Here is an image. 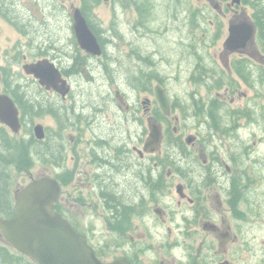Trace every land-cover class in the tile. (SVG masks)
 <instances>
[{
    "label": "flooded vegetation",
    "instance_id": "1",
    "mask_svg": "<svg viewBox=\"0 0 264 264\" xmlns=\"http://www.w3.org/2000/svg\"><path fill=\"white\" fill-rule=\"evenodd\" d=\"M65 2L60 9L59 0H40L39 4L34 0H0V20H8L17 29L16 33L31 43L29 54L51 57L54 48H48L43 27L50 26L48 20H64V16L59 17L62 10L72 18ZM107 2L114 10L119 4L132 11L136 19L129 22L133 34L146 37L148 23L156 20L151 19L152 0ZM173 2L183 4L175 6V16L159 20L163 25L158 30L150 27L164 36L163 39L174 32V79L179 87L175 102L167 92L164 79L145 69L156 63L157 50L152 57L150 47L133 43L131 48L137 57V67L146 73L143 81L155 83L148 89L151 98L145 96L141 101L148 124L150 120L157 121L163 132L162 126L175 114L178 125L174 160L162 162L170 169L168 177L173 176V182L168 185L162 175L152 177L144 165L134 170L131 166L134 162H126L124 153L118 151L117 140L109 143L95 129L91 130V138L87 137L85 132L90 128L86 124L97 116L92 113L91 103H87L82 108L80 231L106 264L116 259L126 260L128 264H264V0ZM73 5L83 8L82 0ZM32 20L40 21L36 25ZM112 27L95 25L102 53L94 58L106 73L118 63L110 48L116 41ZM40 36L44 38L38 41ZM27 46L20 41L13 54L24 51ZM4 52L0 48V60L7 57ZM6 71L0 62V91H7ZM30 83L37 81H20L15 85L23 90L14 96L20 107L22 128L25 120L44 102L29 86L24 90L23 85ZM157 85L167 92L171 106L168 114L162 112L156 99ZM26 102L31 106L28 111L23 110L28 106ZM116 137L114 134L112 141ZM102 146L107 152L105 156L99 152ZM131 149V154L137 153L142 160L153 153L145 151L144 144ZM130 169L141 184L150 186L153 193L149 199H154L139 194L136 188L126 201L110 188L118 185L117 175ZM172 188L174 207L158 201L162 192ZM97 197L104 209L100 210ZM154 200L157 205L150 208ZM59 208L79 226L63 204ZM93 210L102 219L100 224L90 214ZM97 233L106 239L113 233L111 244ZM0 247L19 253L1 229Z\"/></svg>",
    "mask_w": 264,
    "mask_h": 264
},
{
    "label": "rangeland",
    "instance_id": "2",
    "mask_svg": "<svg viewBox=\"0 0 264 264\" xmlns=\"http://www.w3.org/2000/svg\"><path fill=\"white\" fill-rule=\"evenodd\" d=\"M34 1L38 4L40 2V0ZM59 1L61 2V9L63 8V0ZM107 1L108 0H102L100 4L94 6L90 11V18L97 26L102 24L104 27L108 28L113 26L112 28L116 35V41L112 44L114 47L111 46L110 48L118 63L112 67L111 73H106L104 69L102 70L96 62L97 60L84 55V52L76 43L72 26L73 20L68 17L69 15L66 16L62 10L60 11L61 14L59 17L64 16V20L56 18L54 20H48L50 26L43 27L47 36L48 48L50 50L54 48V51L62 52V54L60 56L53 51L51 54L54 55L47 57H49L51 61L58 62L62 68L72 64L74 58H82L84 62L82 69L77 73L71 74L69 77L61 76L59 84L55 89L52 86H46L45 89L48 94L39 89V83H30L32 84L30 88H35L38 85V95L49 97L52 102L58 103L59 106L63 108L62 113L66 118L64 119V124L68 120L67 126H69L65 131L69 137L65 140L67 159L64 161V164L61 165L63 167H58L57 164L53 166V164L37 162L35 167L31 169L32 175L35 177L43 175L54 176L64 171L66 168L73 170V179L66 186L61 202L65 206L67 214L73 216L75 221L79 224V227H82V108L87 103H91L92 113H97V116L94 118L91 116V122L86 124V127L90 128L89 131L85 132L87 137L91 138V130L95 129L109 140V143H114L117 140L115 144L118 146V151L124 153L126 162H134V164L132 163L131 165L134 170H137L139 165H144L147 167L146 170H150L152 177H160L162 175L164 179L168 181V185H171V182H173V176L171 178L168 177L170 169L162 162H164V159L174 160V154L176 152L174 147L176 138L175 127L178 125L175 120V114H171L166 121L167 125L164 124L162 126L166 136L163 137L161 146L157 151L153 152L144 160L140 159L137 153L131 154V148L133 146L142 147L148 136L149 127L147 113H145L141 101L145 96L151 98V94L149 93L151 90L148 89L150 87L153 88L155 84L153 82L147 83L143 81V77L146 73L137 67V63H135L137 57L134 51L132 52L131 48L133 43L143 46L144 48L150 47L152 57H155L153 54L157 50L158 54L154 58L156 63L154 65L145 63L146 65L150 64L146 66L145 69H147L150 74L158 75L159 78L164 79L167 92L171 100L175 102L179 87L174 79L176 65V56L173 51L176 47V41L173 37L174 32H171L166 36V39H163L165 37L160 34L158 35L157 31L151 30V27L152 29L158 30V28L163 25L159 20L165 21L169 20L170 17H174L176 12L175 6L182 7L183 4L178 3L176 5L173 0H152L154 6L151 12V19L155 18L156 20L149 19L151 21L148 23V27L144 33L146 37L142 38L141 35L137 36L132 32L129 22L130 20H136L134 19L133 12L123 8L119 4L116 5V10H114V7ZM79 2V0H66L65 3L69 6L71 11L70 17H72L75 8L73 4L78 5ZM33 7L37 6L33 5ZM35 13L37 17H39V12L35 10ZM32 21L38 25L40 20ZM41 31L42 29L39 30L37 36L40 35ZM148 31L150 32L147 33ZM16 32L17 29H15L8 20H0V48L5 50L4 53H6L7 56L3 60H0V62L5 68H10V73L14 76L13 80L22 82L26 80L31 81V77H29L26 72L27 65L33 61L31 59H36L39 56L29 54L32 50L30 46L31 43L26 41L24 37L21 38ZM43 38L44 36L42 38L40 36L37 40L41 41ZM20 41H23L24 44L27 43L28 46L24 48V51L14 55V47ZM12 48L13 50L10 52ZM133 54H135V57H133ZM44 56L46 55L44 54ZM79 62H81V59ZM71 87L72 91L70 92ZM145 89L148 91H145ZM67 93L69 94L64 98L63 95ZM123 102L125 105H122ZM126 102L130 105V108H128ZM152 108L154 110L156 109L154 104ZM34 121L51 127V137L54 139L59 130V124L52 116L41 115V117H34L32 122ZM159 121L165 122L161 119H159ZM114 134H116L117 137L112 141ZM122 144H126V147ZM99 152L103 156L107 155L106 149L103 146ZM138 160L140 161L138 162ZM103 168L105 169V167ZM132 171L133 170L130 169L127 172L124 171L117 175L116 181L118 185L114 187L110 186V188H114L119 197L126 201L130 200L131 193L133 189L136 188H138L137 191L139 194L142 193L149 199V194L153 193L152 189L150 186H145L143 183L141 184L139 179L134 177ZM22 176L24 177H17V179L20 177V180L16 179V184L18 186L30 180L27 175ZM107 182L109 181H106V183ZM157 193L158 192H156V194ZM174 198L175 193L173 188L166 189L165 192H162L158 201L174 207ZM151 199L154 198L152 197ZM97 200L100 203V210L104 209L98 197ZM155 201L156 200L150 203V208H154L157 205V201ZM90 214L94 215L93 218L96 223L100 224V222H102V219L97 218L98 213L96 210L91 211ZM97 234L99 236L102 235L101 233ZM112 236H114L113 233L110 234L107 239L102 236L101 239L103 238L111 244L109 240Z\"/></svg>",
    "mask_w": 264,
    "mask_h": 264
},
{
    "label": "water",
    "instance_id": "3",
    "mask_svg": "<svg viewBox=\"0 0 264 264\" xmlns=\"http://www.w3.org/2000/svg\"><path fill=\"white\" fill-rule=\"evenodd\" d=\"M74 30L81 48L94 55L102 50L97 36L88 24L80 8L73 13ZM41 83L57 86L59 69L48 61L30 66ZM156 98L164 114L171 110L170 101L161 85L155 87ZM0 122L10 126L13 131L21 127L19 111L7 94L0 95ZM150 134L144 146L145 151H155L162 140V131L156 121H149ZM36 136L45 137L42 124L35 126ZM62 185L51 176L33 178L18 195L14 216H0V228L8 242L17 250L32 257L38 264H105L95 254L94 249L60 212L55 211ZM111 264H128L126 260L117 259Z\"/></svg>",
    "mask_w": 264,
    "mask_h": 264
},
{
    "label": "trees",
    "instance_id": "4",
    "mask_svg": "<svg viewBox=\"0 0 264 264\" xmlns=\"http://www.w3.org/2000/svg\"><path fill=\"white\" fill-rule=\"evenodd\" d=\"M99 2L100 0H82V10L88 20H91L89 11H91L93 5H97ZM91 26L96 31L93 25ZM80 59L81 62H79ZM81 69L82 58H74L73 63L64 69V73H76ZM37 103L38 101L35 104ZM26 106L23 107L24 111L31 109L30 104H27V102ZM33 114H37V116L53 115L57 118L61 131H58L53 139L51 137V127H49L47 128L46 137L40 140L30 129L28 136L17 139V136L12 135L6 125L0 124V214L3 216L10 217L13 214L14 196L12 186L15 176L13 168L16 172L30 174L29 171L35 167L37 162L62 165L67 159L65 140L69 136L65 131L69 126H67L68 120L64 124L66 118L63 116L62 111L54 109L52 101L44 100L43 104L40 105V109ZM28 120L26 119L27 124L32 121L28 122ZM55 177L66 187L73 179V170L67 169L57 173ZM57 209L63 212L58 205ZM0 258V264H37L20 252L12 253L1 247Z\"/></svg>",
    "mask_w": 264,
    "mask_h": 264
},
{
    "label": "bare ground",
    "instance_id": "5",
    "mask_svg": "<svg viewBox=\"0 0 264 264\" xmlns=\"http://www.w3.org/2000/svg\"><path fill=\"white\" fill-rule=\"evenodd\" d=\"M99 69V68H98ZM103 70V69H102ZM98 71V70H97ZM105 71V70H104ZM107 73H111V71L110 70H108V72ZM98 75V74H97ZM99 77H100V75H99ZM104 79V78H103Z\"/></svg>",
    "mask_w": 264,
    "mask_h": 264
}]
</instances>
